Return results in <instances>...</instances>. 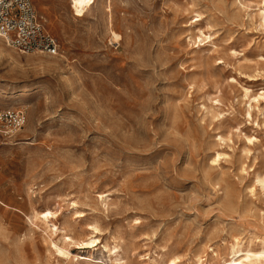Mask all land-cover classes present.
I'll list each match as a JSON object with an SVG mask.
<instances>
[{
    "label": "rangeland",
    "instance_id": "obj_1",
    "mask_svg": "<svg viewBox=\"0 0 264 264\" xmlns=\"http://www.w3.org/2000/svg\"><path fill=\"white\" fill-rule=\"evenodd\" d=\"M32 2L59 50L0 38V108L26 115L0 138V264H223L236 239L257 248L264 0ZM92 225L99 242L71 245L73 260L49 247Z\"/></svg>",
    "mask_w": 264,
    "mask_h": 264
},
{
    "label": "built area",
    "instance_id": "obj_2",
    "mask_svg": "<svg viewBox=\"0 0 264 264\" xmlns=\"http://www.w3.org/2000/svg\"><path fill=\"white\" fill-rule=\"evenodd\" d=\"M0 38L16 52L54 57L59 45L45 29L32 0H0ZM26 124L23 111L0 108V138H17Z\"/></svg>",
    "mask_w": 264,
    "mask_h": 264
},
{
    "label": "bare ground",
    "instance_id": "obj_3",
    "mask_svg": "<svg viewBox=\"0 0 264 264\" xmlns=\"http://www.w3.org/2000/svg\"><path fill=\"white\" fill-rule=\"evenodd\" d=\"M105 1L107 2V5L105 6L106 12H110V0H105ZM259 15H261V14L259 13ZM194 17L196 18V20L192 23H200L203 21V18H204L203 15L198 13V12H195ZM110 18L111 17L109 16V19ZM262 19H264V12H262ZM199 32H200L201 37H205L207 39H211L213 37L212 34H210V33L206 34L202 30H199ZM119 39H120L119 35L112 32V40L114 42H118ZM0 46H1V44H0ZM28 62H31L34 66L40 67V68H50V66L54 64L53 61L47 62V61L42 60L41 58L29 59ZM247 93L248 92L246 91V95H247ZM258 99H264V92H262L259 95V97H257V98L255 97L254 101L255 100L258 101ZM3 106L6 107V105H3ZM8 107H10V106H8ZM248 115L250 116V112H248ZM221 156H222V154L220 152H215L214 156L211 159L212 162L213 163L218 162L220 160ZM257 183H259L262 190H264V177H258L257 176ZM105 199H106V196H105ZM74 211L76 213V210H74ZM76 215H77V213H76ZM35 218L46 226V230L50 233V235L57 233L58 228H56V225L52 221V219L55 218L54 212H52L50 210H46V211H43L40 213L37 212L35 214ZM51 228H53V229H51ZM90 228H91V232L89 233L90 236L88 238H86L84 241H78L74 236H65V237L63 236L62 237V244H58L51 239L48 243L49 247L54 248V250L57 251L59 254H61L62 256H65L71 260L72 259L71 245L77 244V246H78L79 244H81V245L90 246V245L95 244L96 242H99V238L97 237L98 236L97 234L100 231L98 230V228L96 226H93V225ZM241 241L236 239L234 243H232L229 247L228 246L226 247L225 250H226L227 258L225 260H223V264H250L253 262H257V261H259V262L264 261V239L259 240V244L257 245V248L253 247L252 245L244 246L241 243ZM107 247H108L107 245H104V248L108 249ZM119 249H120L119 244L115 243L111 249L110 248L108 249V252L110 254H114L117 257V256H119L118 255ZM112 250L114 251V253ZM111 251H112V253H111ZM212 253L216 259H220V254H218V252L216 250H212ZM83 259H85V258H83ZM201 264H202V262H201Z\"/></svg>",
    "mask_w": 264,
    "mask_h": 264
}]
</instances>
